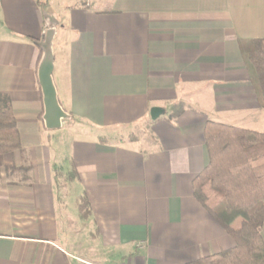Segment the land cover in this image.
Instances as JSON below:
<instances>
[{
    "label": "crops",
    "instance_id": "obj_1",
    "mask_svg": "<svg viewBox=\"0 0 264 264\" xmlns=\"http://www.w3.org/2000/svg\"><path fill=\"white\" fill-rule=\"evenodd\" d=\"M49 28L78 135L61 153L37 81ZM256 40L264 0H0V93L21 144L0 168V264H188L232 249L192 182L207 122L264 118L245 62Z\"/></svg>",
    "mask_w": 264,
    "mask_h": 264
},
{
    "label": "trees",
    "instance_id": "obj_2",
    "mask_svg": "<svg viewBox=\"0 0 264 264\" xmlns=\"http://www.w3.org/2000/svg\"><path fill=\"white\" fill-rule=\"evenodd\" d=\"M247 69L264 111V41L248 42ZM207 166L192 182L194 199L234 242L232 249L188 264H264V127L262 132L216 122L204 129ZM21 151L9 97L0 93V168L3 158ZM70 179L77 178L71 171ZM81 219L89 215L79 201Z\"/></svg>",
    "mask_w": 264,
    "mask_h": 264
},
{
    "label": "water",
    "instance_id": "obj_3",
    "mask_svg": "<svg viewBox=\"0 0 264 264\" xmlns=\"http://www.w3.org/2000/svg\"><path fill=\"white\" fill-rule=\"evenodd\" d=\"M55 29L49 28L43 32L42 39L37 43L41 51V58L37 66V81L42 95L43 115L41 121L48 131L60 130L64 121L70 116L61 107L53 82L54 55L53 39ZM159 109L151 110V119L155 120Z\"/></svg>",
    "mask_w": 264,
    "mask_h": 264
},
{
    "label": "rangeland",
    "instance_id": "obj_4",
    "mask_svg": "<svg viewBox=\"0 0 264 264\" xmlns=\"http://www.w3.org/2000/svg\"><path fill=\"white\" fill-rule=\"evenodd\" d=\"M43 12L45 14H48V15L50 14V12L45 7L43 8ZM263 120H264V118L262 116L260 121L258 120L257 123H243V124H240L237 126L240 128H243V129H248V130H252V131H256V132H262L263 127H264V121ZM69 125H70V123L68 124L67 121H64L62 130L49 132V134H48L50 143L52 144V147L55 150L58 149L59 153H61V151H64L65 149H67V147H69L71 141H73L74 139L75 140L78 139L77 138L78 135L76 133V127H71ZM138 135H139V137L141 136L140 134H138ZM128 136H127V134L122 135L121 133H119L116 135V137L114 139L122 138V139L126 140V139H129L130 136H132V135L130 134V136L129 137ZM61 166L63 167L62 163H61ZM71 176H72V174H69V175H67V178L70 179ZM63 183H64L63 179H60V182L57 183V188L61 191H62L61 187H62ZM61 193H63V192H61ZM71 196L72 195H69V198ZM70 201L71 200H69L68 202L70 203ZM69 205L71 206V203Z\"/></svg>",
    "mask_w": 264,
    "mask_h": 264
}]
</instances>
